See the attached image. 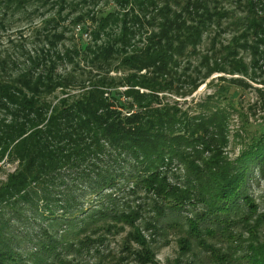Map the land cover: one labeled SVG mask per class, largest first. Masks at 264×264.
I'll use <instances>...</instances> for the list:
<instances>
[{
  "label": "trees",
  "instance_id": "16d2710c",
  "mask_svg": "<svg viewBox=\"0 0 264 264\" xmlns=\"http://www.w3.org/2000/svg\"><path fill=\"white\" fill-rule=\"evenodd\" d=\"M114 1L117 8L96 18L88 12L72 20L73 27L83 25L80 45L73 42V48L61 54L48 40L47 51L44 47L30 57L28 68L0 80V162L11 151L7 158L18 161L21 167L0 190V205L22 197L37 209L36 204L43 201L53 222L36 235L42 236L39 243L31 242L28 234L36 251L25 260L20 253V233L1 220V263L6 258L11 264H56L61 262L63 248L76 246L62 244L61 232L79 237L90 230L93 235L101 229L111 233L121 220L135 227L141 206L119 214L112 193L102 207L84 212L82 219L76 215L83 211L78 210V197L105 199L104 193L121 183L146 191L158 221L166 222L169 213L182 211L195 201L201 212L188 225L196 237H217L219 231L226 233L237 221L249 228L254 217L257 225L264 224L260 206L249 195L250 180L256 176L264 180V130L230 160L223 155L227 145L224 112H211L206 102L202 107L210 112L189 116L160 98L180 88L192 86L195 91L197 82L214 72L260 79L264 85V0H231L226 11L219 0ZM226 19L229 22L222 31L229 29L235 37L220 48L213 39L211 55L198 54L211 27L220 29ZM89 21L96 27L87 31L84 25ZM88 33L89 43L82 39ZM243 55H250L249 63ZM194 56L200 58L196 69ZM181 62L185 64L178 71ZM68 66L70 72L65 69ZM5 67L6 61L1 62L0 68L5 71ZM117 72L123 76L111 75ZM221 79L232 86H244L242 80ZM121 88L128 89L120 92ZM58 90L63 97L56 104L49 102L47 97ZM73 90L80 93L70 96ZM258 91L264 95V90ZM99 156L108 157L110 163L106 162L104 169L86 170ZM175 161L186 173L183 188L173 186L163 172ZM75 169L82 171L72 180V188L66 193L57 191L56 197L58 183H64L61 173ZM50 184L52 192L47 190ZM24 189L27 194L22 195ZM58 213L62 216L54 217ZM32 214L44 220L37 212ZM59 225L67 227L59 231ZM257 225L251 227L257 229ZM247 249L244 254L230 250L238 255L236 261L212 251L213 262L264 264V244L250 243Z\"/></svg>",
  "mask_w": 264,
  "mask_h": 264
},
{
  "label": "rangeland",
  "instance_id": "374dc122",
  "mask_svg": "<svg viewBox=\"0 0 264 264\" xmlns=\"http://www.w3.org/2000/svg\"><path fill=\"white\" fill-rule=\"evenodd\" d=\"M219 1V6L223 8V11L230 9L229 3L231 0ZM116 6L114 0H0V63L6 61L5 71L0 68V76L2 77L0 80L4 81L9 75L15 76L21 70L28 68L30 57H35L34 55L37 52L41 53L44 47L47 51L48 40L56 44L57 51L61 54L69 48L72 49L73 42L79 44V35L83 25L82 27H73L71 23L79 14L89 12L88 15H94L96 18L103 12L113 10ZM228 22V19L223 21L220 29L211 27L210 32L204 37V43L199 48L198 54L211 55L209 50L214 42L213 39L216 40L217 45L220 43L218 46L220 48V46L227 44L226 41H230L235 37V35H230L229 29L222 31L226 28ZM84 26L89 31L95 25L93 26L89 21ZM72 38L75 39L72 40ZM82 39L87 43L92 40L89 33L83 34ZM243 56L244 61L249 63L250 55ZM192 62L195 63L196 69L200 63L199 56H194ZM184 64L181 62L178 71L182 70ZM65 69L67 72L72 70L71 66ZM59 74H63V72L60 71ZM111 75L121 77L123 73L117 72ZM196 77L197 75L195 81L197 80ZM221 78L228 81L231 79L242 80L245 87L243 85H241V88L226 84L221 81ZM258 80L251 81L242 75L214 72L204 81L197 82L195 91L192 86L183 90L180 88L175 91L176 93L167 91L160 95V98L164 104L176 107L180 112L188 113L189 116H200L210 112L202 107L206 102H209L211 112H224L227 145L223 148V155L230 160H234L247 148L249 141L255 136H260L261 131L264 130V95H261L262 91H258L264 90V85L260 83V79ZM127 89L121 88L119 91L124 92ZM136 89L138 90V88ZM229 89L231 91L227 93ZM233 91L237 92L236 97ZM140 92L148 93L146 90ZM78 93H80L79 90H73L69 95L76 96ZM62 97V92L58 90L56 93L49 95L47 100L56 104L57 99ZM122 100L125 101L124 98ZM136 111L137 109H135ZM123 112L127 114L125 110ZM10 152L8 151L3 159L4 161L0 162V190L9 183L10 176L16 174L21 168L18 161L7 158ZM106 162L110 163L108 157L99 156L98 159L93 161V165L89 163L86 166V170L104 169ZM94 164L96 167H94ZM179 164L175 161L169 169L163 172L168 174L169 182L173 186L183 188L186 185L187 178L186 173ZM81 171L75 169L70 173H61L64 176L63 184L69 186L65 187L63 184L58 183L54 195L57 197V191L58 193L68 192L69 188H72L70 186L72 180ZM126 171L128 172V169ZM47 181L49 180L47 179ZM249 188V195L260 206L259 212L264 214V180L258 176L252 178ZM47 190L52 192L51 184ZM133 191L135 193H132ZM24 193L27 194V189L23 190L22 195ZM111 193L114 200H117L115 210L119 214L141 206L138 209L139 215L134 221L135 227L121 220L116 223V228L111 233H106L104 229H101L100 233L93 235L90 230L79 237L76 233L71 235L68 232H61L59 239L62 244L71 242L76 246L73 249L70 247L68 249L63 248V251L59 253L61 262L56 264H217L213 262L212 251L217 255H226V260L236 261L238 255H233L230 250H240V253L244 254L250 243L264 244V224L259 223L257 225L255 223L256 217L252 219L251 226L257 225V229L252 228L250 225H248V228L247 224L237 221L235 225L232 224L229 227L226 233L221 234L219 231L217 237L204 235L196 237V235H192L188 225L189 221L195 220L197 214L201 212V206L195 201L194 205H188L182 211L169 213L166 222L158 221L155 219L151 203L148 202L146 191L140 187L136 190L131 184L121 183L113 191H106L104 193L106 200L103 199L105 196L101 198L87 196L85 200L78 197V202H80L78 210L82 208L83 211L77 212V217L82 219L84 212L86 213L95 207H102L104 203L108 202L107 196ZM37 194L39 197L42 196L41 189L37 190ZM73 196L76 195L73 194ZM20 198L18 197L16 201L15 197L8 203L6 200L1 203L0 226L2 225L1 220H4L9 227H12L13 231L20 233V238H23L20 253H22L25 260H30L36 250L35 246H31L29 243L28 234L32 236L31 242L34 240V243H39L38 240L42 236L36 235L40 233L41 229L43 231L53 222L45 211L43 201L36 204L37 209H34L35 207H32L31 201ZM32 212H37L39 216L42 215L44 220H39L38 216L32 214ZM61 216L62 214L58 213V216L55 215L54 217L59 218ZM74 225L77 226L78 224ZM60 226H58L59 229L57 228L59 231L67 227L64 225L60 228ZM250 231L254 233L251 236L248 235ZM231 233L234 236L230 237ZM143 240L145 243H140ZM81 242L85 244V247H78ZM37 254L39 255L40 251ZM2 263L0 262V264ZM3 264H11V262L5 258ZM25 264L31 263L26 261Z\"/></svg>",
  "mask_w": 264,
  "mask_h": 264
}]
</instances>
